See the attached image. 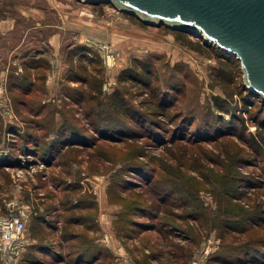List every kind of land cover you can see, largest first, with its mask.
Wrapping results in <instances>:
<instances>
[{"label": "trees", "instance_id": "1", "mask_svg": "<svg viewBox=\"0 0 264 264\" xmlns=\"http://www.w3.org/2000/svg\"><path fill=\"white\" fill-rule=\"evenodd\" d=\"M127 16L145 25L135 16ZM12 17L18 24L30 25L19 14ZM164 28L174 33L177 42L199 52L213 45L201 43V36L194 32ZM190 35L197 37L196 43ZM33 41L32 47L23 48L16 54L22 71L16 73L17 67L14 66L8 76V93L26 127L25 133L19 134L20 138L12 147L16 151L39 156L55 169L50 176L54 189L49 190L46 200L42 201L45 209H36L31 217L29 227L36 243L27 248L22 264H117L106 248L95 243L97 203L91 194L81 192L82 176L75 165L86 164L88 174L106 171L107 162L114 163L115 157L122 153L116 146L125 145V139L148 138L159 142L161 134L169 136L174 150L181 152L184 160L178 163L166 159L160 161L156 155L148 154V148L138 151L139 146L134 151V161L126 160L130 162L126 176L123 174L122 180L114 178L107 186L108 201L121 207L114 221L116 234L139 240V246L134 248L136 264H189L195 248L213 228L218 230L221 240L234 235L232 244L237 246L230 247L231 240L224 245L228 250L244 251L242 255L238 254L237 260L255 254L248 250L256 241L251 224L258 229L263 228L264 212H255L245 221L239 220V225H233L239 216L246 215L244 206L236 202L241 198L234 191L236 187L240 192L242 190L243 179L239 176L238 165L244 150L226 140L229 134L219 133L211 140L222 156L215 160L207 159L206 162L212 166L206 168L208 172L201 173L199 165H204L202 153H205V146L199 150L198 142H192L187 134L177 136L180 128L175 131L164 128L165 119L166 125L169 122L180 123L179 117L171 114L173 103L167 102L168 98L175 99L179 90L174 86L169 88L170 94H162L153 88L150 65L137 58L131 60L129 69L118 75V82L133 80L147 89L152 99L147 103L143 98L135 108L143 110L148 107L145 113L148 118L126 101L120 88L114 89L107 97L108 102L103 105L109 106L106 113L99 102L84 110L87 101L98 100L101 94L104 67L96 51L81 45L67 54L70 67L66 81L75 84L67 83L63 88L64 107L60 110L52 108L45 88L50 48L42 40ZM224 53L227 58L234 56ZM248 92L253 98L258 97L252 90ZM213 100L216 107L224 109L219 97L214 96ZM75 106L84 110L83 119L93 128L92 133L77 127L80 119L76 117ZM98 106L100 110H97ZM123 122L131 128L126 129ZM257 131L264 148V122L257 125ZM255 146L257 154L261 147L256 141ZM189 154H193V160L189 159ZM245 155L250 157L249 153ZM139 158H146V161H138ZM184 168L198 171L201 181L195 175L183 177ZM42 180L39 176L40 186L45 183ZM211 183L210 191L218 204L214 212L205 208L198 195L202 185ZM247 187L252 188L251 185ZM237 235L242 242L235 241ZM226 255L215 252L208 257L207 264H237ZM258 257L253 256L244 264H254Z\"/></svg>", "mask_w": 264, "mask_h": 264}, {"label": "rangeland", "instance_id": "2", "mask_svg": "<svg viewBox=\"0 0 264 264\" xmlns=\"http://www.w3.org/2000/svg\"><path fill=\"white\" fill-rule=\"evenodd\" d=\"M72 1L80 7L82 13L85 12L86 9L93 15L96 13H104L105 20L110 22H116L115 20H128L143 30V33L134 35L138 42L140 41L143 43L141 45L136 43L133 51L128 52L126 57L122 53L120 54L119 50L110 42L104 41V43L112 45V48L119 53V63L111 67L110 70L102 63L104 71L102 75L101 94H99L98 100L87 101L83 109L86 110L85 107L95 106L96 103L99 102L101 108H104V113H106L105 111L109 109V106L104 107V103L108 102L107 99L114 89L120 88L126 101L134 109L139 110L141 114L148 118V116L145 115L146 108L148 107H145L143 110L135 108L138 107L143 98L146 99L147 103L152 99L147 89L133 80H127L124 83L118 82V75L122 71L130 68L133 58L142 60L151 67L153 88L162 92V94L165 92H169L168 94H170L169 88L174 86L179 90V92L175 94V99L168 98L167 102L173 103L170 106L171 114H176V116L179 117L178 120H180V123L170 124L169 122L168 125H166L167 120L165 119L164 128H169V130L174 131L180 128V131L177 132V136L187 134V137L190 138L192 142H198L196 146L199 147V150L205 146V153H202V156H205V159L202 160V164L204 165L203 167L199 165L201 173H205L207 171L206 168L212 166L206 162L207 159L215 160L219 155L222 156V154L218 153L216 150L214 142L211 141L219 133L226 132V134H229L226 140L232 141L234 145L237 144L244 150L243 159H240L239 162L241 164L238 165L239 176L243 179L241 183L242 190L240 192L236 187L234 191H236L237 196L241 198L237 199L236 202L244 206L246 209L244 213H246V215L239 216L236 221H233V225H239V223H237L239 220L245 221L255 212H264V186L261 187L264 185V148L257 131V125L264 122V98L259 94L258 97L255 96V98H253V95L249 94L248 90L250 89L246 88L239 60L234 56L227 58L224 51H220L214 44V46L212 45V47L204 49V51L201 52L189 46L182 45L175 40L174 33L165 29L163 24H161V26L153 24L140 25L136 20L127 16V13L120 11L111 2H99V4H97L86 3L80 0ZM48 2L49 0H0V15L2 14L5 17L12 15L17 16L19 14L17 8L21 6L44 8L47 6ZM22 26L26 25L24 24ZM18 38L19 33L14 34L13 37H0V58H7L8 49L12 44H15ZM190 38L196 43V36L190 35ZM200 42L207 43L203 38ZM2 92H4V88ZM214 96L219 97L220 103L224 108L223 110L214 105ZM51 103L53 104L51 107L54 106L58 110L64 107L63 100ZM6 106L12 111L14 117L8 115ZM75 107L76 117L80 119V121L76 123L77 127L84 128L92 133L93 128L83 119L84 110L77 109L78 106ZM97 110H100V106L97 107ZM0 118L2 122V124H0V213L5 211V206L8 201H17L20 204L28 205L30 210L28 217L29 227L31 217L34 214L33 205L37 203L41 206V209H45L42 201L46 200L45 195L47 192L54 189V185L52 181H50V176L55 168L49 166L48 163L39 156L25 154L13 149L12 144L15 140L20 138L21 134L25 133L24 131L26 129L24 121L16 113L13 104L5 105L2 101L0 105ZM182 122H184V124H182ZM123 124L126 129L131 128L126 123L123 122ZM168 138L169 136L167 137L161 134L158 139L159 142L148 138L125 139V145L116 146L122 150V153L115 157L114 163L107 162L108 168L106 171L103 170V172L100 171L88 174L87 172L89 170L86 164L75 165V168L80 171L82 176L80 180L82 184L81 192L91 194L97 203L98 208L95 222L99 218V212H102L100 218L103 222L104 212L109 213V215L115 214L112 210L108 209L110 207L105 208L103 204L100 209L98 191L101 192L100 187L108 186L114 178L117 177L121 179L126 176L125 173L128 171L126 168H128V163H130L126 160L131 159L134 161L133 155L137 147L140 146L138 151L147 148L150 149L148 154L153 156L156 155L158 157L157 159L160 161L166 159L178 163L185 159L181 152L174 150L175 148ZM154 139H156V137H154ZM255 141L258 142L261 147V151L257 154ZM245 153H249L250 157L245 155ZM144 159L139 158L138 161L145 162L146 158ZM189 159L193 160V154H189ZM183 172V177L195 175L196 178L202 179L198 171L193 172L184 168ZM123 174L125 176H123ZM31 176H44L42 181L45 183L40 186V183L35 181L34 178H31ZM262 182L263 184L258 186V184ZM201 185L202 184H200V186ZM247 185H251L252 188L250 189ZM211 187L212 183L210 185H202L198 191V195L205 208L214 212L217 210L218 204L216 197L210 191ZM243 193H245V196L242 195ZM101 194L104 195V191H102ZM108 203L110 202L108 201ZM256 207L258 210H252ZM247 209H249V211H247ZM251 226L254 227L253 238L256 241H254V245L250 246L248 250L250 253L253 252L255 254H248L245 255L243 259L237 260L238 254L242 255L244 251L236 252L228 250V247L224 245L226 241L231 240L230 247L237 246L232 244L234 243L232 237L234 235L229 236L227 240L224 241L221 240L218 230L213 228L209 230V234L205 236L195 248L192 255V264H207L208 259L202 262L201 258L203 259V256H199L198 250L209 240L215 242V247L208 257L215 252H221L226 253L230 261L233 260L237 262V264H244L250 262L251 257L259 256L260 258L258 257L253 263L264 264V227L258 229L254 224H251ZM26 236L28 238L32 237L30 227L26 229ZM237 240L242 242V238L239 235H237L235 241ZM31 243L32 242H30L27 248L36 242ZM95 243L104 249V228H97L95 232ZM128 245L130 246V244ZM26 250L19 259L18 264H22ZM113 257L115 262H117V257L115 255H113ZM0 264H5L1 257Z\"/></svg>", "mask_w": 264, "mask_h": 264}, {"label": "crops", "instance_id": "3", "mask_svg": "<svg viewBox=\"0 0 264 264\" xmlns=\"http://www.w3.org/2000/svg\"><path fill=\"white\" fill-rule=\"evenodd\" d=\"M17 9L22 20L29 22L30 25L22 26V24L16 23L15 17L12 16L0 18V37H13L14 34L19 33L18 40L15 39V44H12L8 49L7 58H0V105L2 101L8 105L12 104L7 89L8 76L14 66L17 67L16 73L22 71L16 54L18 55L23 48L32 47L35 43L33 40H42L50 48L48 52L49 69L46 74L45 88L47 101L52 102H59L63 99V88L67 83L75 84L72 81H66L70 67L67 54L74 47L78 45L86 46L97 52L95 43L108 41L119 50L120 54L122 53L126 57L128 52L133 51L136 43L138 45L143 43L138 42L134 36L143 33L140 27L128 20L110 22L104 19V13L93 15L87 9L82 13L80 7L72 0H49L44 8L21 6ZM3 88L4 92H2ZM9 116L14 117L12 111ZM31 178L39 181L37 176H31ZM42 179H44V176H42ZM100 189L101 192L98 191L100 209L103 204L105 208L110 207L108 209L115 213L109 215V213L104 212L103 222L100 218L102 212H99L101 220L98 218L96 221L97 228H104V248L117 257V264H136L134 259L136 251L134 248L139 246V240L116 234L115 228H113L114 221L121 207L117 204L108 203L107 186L100 187ZM102 191H104V195L101 194ZM33 206L34 214L37 211L36 209L42 210L37 203ZM27 228H29L28 223ZM29 239L32 243L36 242L34 237ZM132 250L135 252H132ZM189 264H192V260Z\"/></svg>", "mask_w": 264, "mask_h": 264}, {"label": "water", "instance_id": "4", "mask_svg": "<svg viewBox=\"0 0 264 264\" xmlns=\"http://www.w3.org/2000/svg\"><path fill=\"white\" fill-rule=\"evenodd\" d=\"M111 2L144 24L194 32L234 55L246 88L264 98V0H80Z\"/></svg>", "mask_w": 264, "mask_h": 264}, {"label": "built area", "instance_id": "5", "mask_svg": "<svg viewBox=\"0 0 264 264\" xmlns=\"http://www.w3.org/2000/svg\"><path fill=\"white\" fill-rule=\"evenodd\" d=\"M95 46L101 56L103 65L108 70L119 63L120 55L112 48V45L96 42ZM6 110L8 115H11L8 107ZM29 213V206L20 204L17 201H8L5 211L0 213V257L5 264H18L19 259L30 244V239L26 236ZM214 247L215 242L209 240L198 250L199 253L196 252L200 257L203 256V259L201 258L202 262H205Z\"/></svg>", "mask_w": 264, "mask_h": 264}]
</instances>
